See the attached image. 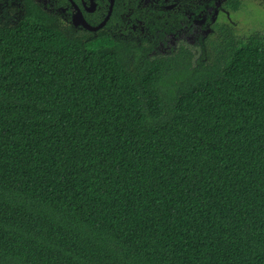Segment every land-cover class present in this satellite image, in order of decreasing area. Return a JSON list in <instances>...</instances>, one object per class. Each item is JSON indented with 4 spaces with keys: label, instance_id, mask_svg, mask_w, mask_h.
Segmentation results:
<instances>
[{
    "label": "trees",
    "instance_id": "1",
    "mask_svg": "<svg viewBox=\"0 0 264 264\" xmlns=\"http://www.w3.org/2000/svg\"><path fill=\"white\" fill-rule=\"evenodd\" d=\"M72 1L0 0V264H264V34Z\"/></svg>",
    "mask_w": 264,
    "mask_h": 264
},
{
    "label": "flooded vegetation",
    "instance_id": "2",
    "mask_svg": "<svg viewBox=\"0 0 264 264\" xmlns=\"http://www.w3.org/2000/svg\"><path fill=\"white\" fill-rule=\"evenodd\" d=\"M143 1L145 5L157 4L160 6V10H169V11L179 14L180 15L178 17L179 25H177L176 27V31L178 32V35L182 34L183 32H191L192 30L197 29L198 27L200 28L201 32L205 35L208 33V29L206 30V28L211 25L210 23H208V20L209 19L213 21L216 20L217 16L219 15V12L222 11L223 2L225 0H214L213 5L211 4V0H207V4L205 5L206 9L204 11H201V13H198V14L195 13L194 10L186 4L185 2L186 0H143ZM92 4H94L95 6L94 9L92 7ZM110 4H111V0H80L79 5L78 4L77 5L79 9L81 10L86 22L89 25L96 27L100 25L108 16V13L110 11ZM260 4L264 5L261 2ZM10 9L13 11L12 20L15 21L17 18H19L21 14L20 4L16 3V6L15 5L11 6V4L6 2L5 6L0 5V12L2 13H4L5 10L7 12H11ZM99 9H102L104 11L103 13L104 16L99 17L101 18L100 20L98 19V16L95 14L96 12H98ZM224 11L226 12L228 10H224ZM74 12H76L75 7H74ZM133 28L135 29L134 25H133ZM162 30H160L161 33H162ZM178 35L172 34L171 36H178ZM169 36L170 35H167L166 38Z\"/></svg>",
    "mask_w": 264,
    "mask_h": 264
},
{
    "label": "rangeland",
    "instance_id": "3",
    "mask_svg": "<svg viewBox=\"0 0 264 264\" xmlns=\"http://www.w3.org/2000/svg\"><path fill=\"white\" fill-rule=\"evenodd\" d=\"M222 21H228L234 24L238 30V36L244 37L253 32H261L264 34V5L253 0H244L240 11L231 13L230 11L219 12ZM200 28L192 30L191 32H183L178 36H169L166 38L165 47L161 45L158 48L160 55H167L170 49H176L180 43H185L192 46L199 35H202Z\"/></svg>",
    "mask_w": 264,
    "mask_h": 264
},
{
    "label": "water",
    "instance_id": "4",
    "mask_svg": "<svg viewBox=\"0 0 264 264\" xmlns=\"http://www.w3.org/2000/svg\"><path fill=\"white\" fill-rule=\"evenodd\" d=\"M114 3H115L114 0H111L110 11H109L106 19L100 25L93 27L86 22V20L84 19L83 14H82L81 10L79 9L78 5L73 2V6L76 9L75 14L73 15L74 25L75 26H83L85 29L92 31V32H96V31L102 29L107 24L108 20L110 19V16L113 12ZM92 7L94 9V7H95L94 4H92Z\"/></svg>",
    "mask_w": 264,
    "mask_h": 264
}]
</instances>
